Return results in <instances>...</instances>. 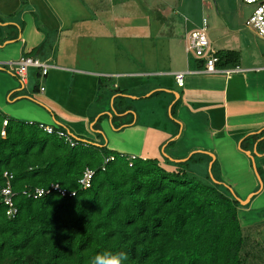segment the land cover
Listing matches in <instances>:
<instances>
[{"label":"crops","instance_id":"obj_1","mask_svg":"<svg viewBox=\"0 0 264 264\" xmlns=\"http://www.w3.org/2000/svg\"><path fill=\"white\" fill-rule=\"evenodd\" d=\"M135 1L0 0V111L7 110L8 113L4 114L10 118L23 120L26 117L25 121L33 122L36 113L39 115L37 119H43L46 124L37 123L54 124L76 137L104 145L106 140L103 143L100 139L110 125L118 137L120 132L131 127H145V134L150 132L153 123L139 122L141 111L134 109L133 100L151 97L152 102L162 100L164 105L171 102V106L178 101L174 110L182 123L180 132L178 134L176 128L167 132L159 146L169 138L175 140L176 146L188 136L185 130L191 134L195 125H203L208 137L197 136L200 141L198 149L215 154V160L221 164L215 147L222 141L228 143V151L223 148L222 154H230V162L235 159L238 165L226 172L224 178L231 181L241 168H245L250 178L252 162L245 154L248 152L263 183L259 191L262 193L264 47L260 43L264 41L253 30L241 27L237 14L230 10L226 14L224 11L218 13L216 0H212L215 11L207 1L206 5L201 1L200 16L196 10L200 8L196 3L198 0H177L175 4H167L165 0H149L151 3L148 4L143 0L149 6V12H143L141 0ZM132 8L136 11H130ZM152 8L154 12H151ZM203 11L207 14L204 15ZM196 17L207 18L211 54L220 50L235 52V65L243 72L229 77L197 73L200 71L197 58L186 52L188 36L201 26ZM130 18H136L130 28H134L137 34L128 37L127 20ZM155 20L159 25L156 34L165 37L156 39L165 41L169 47L168 64L157 70H143L141 51L136 48L142 44L141 32L148 28L152 31ZM119 45L127 49L128 55ZM109 47L119 48L124 54L122 58L109 64L110 60L102 54ZM20 57L38 59L50 67L44 76L40 69L30 68L26 83L16 85L15 76L7 67ZM177 73L184 74L180 86L175 81ZM4 80H7L5 84ZM40 88L44 90L40 91ZM153 112L151 115H155ZM152 134L157 135L155 130ZM175 134L177 136L173 138ZM250 135L257 136V139L243 142ZM147 137L144 135L145 139ZM171 151L175 159L186 155L179 152L174 155L176 149L171 148ZM188 152L196 153L195 149ZM141 157L147 158L144 151ZM252 174L254 182L251 179V187L258 191L259 183L253 169ZM230 185L235 187L238 183L234 181Z\"/></svg>","mask_w":264,"mask_h":264},{"label":"trees","instance_id":"obj_2","mask_svg":"<svg viewBox=\"0 0 264 264\" xmlns=\"http://www.w3.org/2000/svg\"><path fill=\"white\" fill-rule=\"evenodd\" d=\"M214 55L217 68L236 66L235 52ZM197 61L202 70L205 59ZM38 124L0 111V184L9 181L16 208L8 217L0 197V264H90L105 250L126 252L133 264H264V249L254 253L253 235L244 232L250 227L243 228L234 192L210 179L216 160L203 182L185 168L203 153L161 163L51 125L71 136V147ZM256 139L250 135L243 142ZM85 170L93 175L84 189L79 180ZM54 184L65 194L33 197L36 189Z\"/></svg>","mask_w":264,"mask_h":264},{"label":"rangeland","instance_id":"obj_3","mask_svg":"<svg viewBox=\"0 0 264 264\" xmlns=\"http://www.w3.org/2000/svg\"><path fill=\"white\" fill-rule=\"evenodd\" d=\"M141 1H142V4L140 6H141V9L143 10V12H149V10H148L149 6L146 5L143 0H141ZM165 1H167V4H175L177 2V0H165ZM210 1H207L206 3L208 5H210L211 8L214 7V11H215V6L213 5L212 0H210ZM136 2L137 1H135V3ZM147 2H148V4L151 3L149 0H147ZM196 3L200 7L198 9H196L197 15L200 16L199 14L202 13V9H201V5H202L201 3L202 2H201V0L200 1L198 0V1H196ZM206 3H205V5H206ZM216 3L218 6L217 7L218 13L221 14V12L224 11V13L226 14L230 10L232 14L238 15V19H239L241 27L245 28L244 19H247V16H249L251 13L252 8L250 6L245 5L241 0H216ZM130 11H136V8H132ZM151 12H154V8H152ZM206 14H207V12H204V15H206ZM134 19H136V18H134ZM134 19L130 18L127 20V24H128L127 26H129L128 27L129 29L127 28L126 33H128V35H127L128 37H130L134 34H137V32L134 28H133V30H131L132 28H130V26H133V24H135ZM196 19H199L200 24H201L202 18L196 17ZM153 25H154V28L152 29V31H150V29L148 28V29L144 30V32L143 31L141 32L142 44H141V47H139L138 46L139 44H138L137 45L138 48H136L137 51L138 50L141 51V57L143 59V61H142L143 70H150V69L157 70L158 68H162L164 64L165 65L168 64L169 47H168V45L165 44V41H162L161 39H156V38H165V37H162V36H159L156 34V32H157L156 29L159 28V25H157V20L154 21ZM244 30H247V29H244ZM149 31H150V33H149ZM144 34H146L147 36H145ZM153 39L155 41H153ZM122 41L123 40L120 41V44H122ZM101 45L104 46L105 44L102 42ZM260 45H261V47H264L263 42L260 43ZM108 46H109V44L106 42V47H108ZM120 48L122 49V51L125 52L126 55H128L126 53L127 49L124 50V48L121 46H120ZM117 50L109 47L108 50L103 51L102 54H104V56L106 58H108V61L110 60L109 64H110V62L111 63L114 62L115 59H117V58H120V57L122 58V55H124L119 50V48ZM262 53L264 55V48L262 50ZM111 56H112V58H111ZM139 57H140V55H139ZM9 68L10 67H7V69H9ZM147 78H151V77H147ZM14 79H15L14 82L16 85L21 84L20 80L17 77H15ZM1 81L2 80L0 79V83H1ZM6 82H7V80L3 81L4 84ZM130 92L132 93L133 91H130ZM135 93H137L136 90H135ZM111 99L112 98H110V102H111ZM34 102H36V101H34ZM34 102H31L32 105H36ZM110 102H109V104H110ZM170 103L168 105H164L162 100H158L157 102H152L151 97L145 98V100H138V101L133 100V102H131V104H132V106H134V109L141 111V116L139 117V122H142V123L150 122V124L153 123V127L150 129V132L145 134V132H146V131H144L145 127H143V129L142 128L134 129L133 127H131V128L125 129L126 132L124 135H123V132L125 130L120 132L121 135H120V137H118L117 136L118 133H115L113 131V129L111 128V125H110L109 129L108 128L105 129V134H104V136H102L100 141H103V143H105V140H106V142L108 144L107 147L109 149L115 151V152H118V153H125L127 155H134V156L140 157L142 151H144L145 156H147V158H156L161 163H163L164 159H166V160H169V159L181 160V159H175L172 156L171 148L173 151L175 149L177 150V152L174 155H176L178 152L180 155L183 154V156L186 154L184 156L183 160L187 159L193 153V152L186 153V151L189 149H195L196 153L203 152L202 150L198 149V148H200L199 147L200 141H198V137H197V136L208 137L207 131L205 130L203 125L202 126L195 125L194 126L195 131L192 132L191 134L186 132L187 130H185L184 133L185 134L187 133L188 136L185 138V140L183 142L180 141L176 146H174V145L167 146V140L159 146V144L162 140V137H164L167 132L168 133L172 132L173 129L176 128V126L178 125L179 130L177 129V131L179 134L180 128L182 126V123L179 122L178 118H177V110H174L172 115L169 114V109L171 107ZM37 108H40V107H37ZM151 112L155 113V115H151L152 114ZM4 113L7 114L8 111L6 110V111H4ZM34 114H35V116H33L34 122H43L44 124H46V122L43 119H41V120L37 119L36 116H39V115H37L36 113H34ZM135 115H136V113H135ZM24 118H25V119H23L24 121L27 120L26 117H24ZM127 119H129V116H128V118H126V120ZM94 120H96V118H94ZM29 122H33V121H29ZM52 125H54V124H52ZM90 125L88 128H90ZM131 129H134V130H131ZM154 130L156 131V134H157L155 136H154V134H152V132H154ZM197 131H198V134H197ZM90 134L91 133H89V135ZM144 135H147L148 137L145 139ZM90 136L92 139H94L93 135H90ZM171 139L172 138H169L168 140H171ZM201 143H203V142H201ZM223 148L225 149V152L228 151V143H226L225 141L220 142L218 144V146L215 147V149L217 150V153L219 154V159H221L222 163L218 164V162H216V165L214 166V168L212 170V174L214 176V179H213L214 181L211 179V177H210V179L212 180L213 183H219L220 185H222L221 186L222 190L228 191L230 193H232L231 191H233L237 198H239L241 200H245L246 197L249 194L253 193L254 190L256 189V188L253 189L251 187V183H252L251 177L253 175L252 174L253 168L251 170L248 168L250 171V178L247 177L248 175L245 172V168H241L239 171H237V173L235 174L232 181L225 179L224 177H226L227 170L230 167H231L230 169H232V167L237 168L238 165L236 164L235 159L232 162H230L232 160V157L230 156V154H226V155L222 154ZM237 150L239 151L238 148H237ZM213 155L215 156V154H213ZM209 158L211 159V157L206 156V155H202V154L200 156L196 155V157H194V160L190 161L188 163V166L185 167L187 170V173L189 175H192V176L198 178L199 180H201L203 182H207L208 181L207 178L209 177V163H211V161H212V160H208ZM169 161H171V160H169ZM170 165H172V164H170ZM232 175H233V173H232ZM220 176H222L223 178H221ZM234 181H235V183H238V185H234L235 187L230 185V183H232ZM252 181L254 182V178L252 179ZM228 185H230L231 188L228 187ZM251 190H252V192H250ZM238 217L241 220L243 228L244 227L245 228L250 227L248 229H244V232L248 231L251 235H253V236H251V240L253 242H255V244L253 246V252L257 253V254H263V252H258V250L264 249V191H262V193L255 195V197L251 201V203L240 207L238 209ZM252 255H253V253H252Z\"/></svg>","mask_w":264,"mask_h":264},{"label":"built area","instance_id":"obj_4","mask_svg":"<svg viewBox=\"0 0 264 264\" xmlns=\"http://www.w3.org/2000/svg\"><path fill=\"white\" fill-rule=\"evenodd\" d=\"M202 2L210 0H201ZM245 5H248L252 8L250 15L244 22L245 27L251 29L255 34L264 41V0H241ZM201 26H199L195 31L191 32L186 41V52L193 53L196 58H204V68L200 70L199 74H208V75H224L229 77L235 73L243 72L244 70L235 66L233 68H217L216 64L219 59L215 55H211V50L209 49V42L207 38V28L208 21L206 17L202 18ZM10 71L15 77H17L21 84H25L28 79V70L30 68L40 69L41 75L44 76L47 73L48 68L50 67L47 62H41L38 59L30 57H20L14 62L8 63ZM184 78L183 73H177L175 75V81L177 85H182ZM43 88H40V91H43ZM4 125L6 122L3 123ZM39 129L51 135L53 133L60 139H63L68 145L73 147L75 145L74 140L71 138L68 133L63 131H55L52 127L38 124ZM1 135H4V132H1ZM111 160V159H110ZM108 161L107 159L105 160ZM93 172L90 170H85L83 172L82 178L79 180V184L85 189L89 187L91 177ZM4 177H8L5 173ZM10 178V177H9ZM51 191H56L61 195L65 194V191L61 190L58 184L51 185L49 189H36L33 193V197H41L44 194H47ZM13 193L9 181H6L4 185L0 184V197L4 204L8 207L6 215L8 217H14L16 214V208L13 206L12 198Z\"/></svg>","mask_w":264,"mask_h":264},{"label":"clouds","instance_id":"obj_5","mask_svg":"<svg viewBox=\"0 0 264 264\" xmlns=\"http://www.w3.org/2000/svg\"><path fill=\"white\" fill-rule=\"evenodd\" d=\"M90 264H133V262L131 257L126 252H112L105 250L97 253L92 258Z\"/></svg>","mask_w":264,"mask_h":264},{"label":"water","instance_id":"obj_6","mask_svg":"<svg viewBox=\"0 0 264 264\" xmlns=\"http://www.w3.org/2000/svg\"><path fill=\"white\" fill-rule=\"evenodd\" d=\"M169 111H170V109H169ZM107 115H108V116H111V113H108ZM201 153H203V154H205V155L211 157V160H212V161H211V163H209V172H210L211 165H212L213 161L215 160V156H214L213 154H211V153H208V152H201ZM245 154L251 159V162H252V168H253V170H254L255 176H256L257 181H258V183H259V189H258V191H256L255 193H251V194H249V195L246 197L245 200H241V199L237 198V197L234 195V199H235V200H236L241 206H245V205H247V204L250 202L251 198H252L254 195H257V194L259 193V191L261 190V188L263 187V183H262V181H261V179H260V177H259V175H258V173H257V171H256L255 164H254V162H253V157L250 156L248 152H245ZM169 160H171V161L174 162V163H183V162H185L187 159H185V160H183V159H181V160L169 159ZM210 177H211V179L213 180V176H212L211 174H210ZM213 181H214V180H213ZM231 192L233 193V191H231Z\"/></svg>","mask_w":264,"mask_h":264}]
</instances>
